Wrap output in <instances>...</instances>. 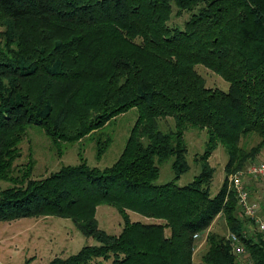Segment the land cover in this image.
I'll return each instance as SVG.
<instances>
[{"label": "trees", "instance_id": "1", "mask_svg": "<svg viewBox=\"0 0 264 264\" xmlns=\"http://www.w3.org/2000/svg\"><path fill=\"white\" fill-rule=\"evenodd\" d=\"M197 65L228 89L207 87ZM131 109L136 120L109 166H89L79 152L77 164L35 178L31 160L16 164L34 128L59 154L94 140L99 158L109 140L98 132ZM189 129L206 135L202 169L178 185ZM219 145L225 178L211 193L207 161ZM263 149L264 0H0V221L70 218L96 242L48 264H193L196 233L207 244L201 264H264L262 234H243L249 220L228 188ZM166 161L174 176L157 183ZM100 204L121 215L119 233L98 228ZM218 215L247 261L209 229Z\"/></svg>", "mask_w": 264, "mask_h": 264}, {"label": "rangeland", "instance_id": "2", "mask_svg": "<svg viewBox=\"0 0 264 264\" xmlns=\"http://www.w3.org/2000/svg\"><path fill=\"white\" fill-rule=\"evenodd\" d=\"M188 14L173 17L172 23L181 26ZM197 73L203 78L207 87L219 88L226 91L228 83L210 69L197 65ZM136 110L119 115L105 128L98 132L102 140H109L106 151L96 157V144L94 140L83 139L70 145L65 152L58 153L50 140L38 129H30L27 137L21 143V157L16 161L18 166L33 163L32 176L44 178L57 171L63 165H75L79 162L78 153L87 161L89 166L104 168L111 165L120 155L128 138L129 132L136 120ZM187 146L186 160L189 165L179 179L178 185H186L194 176L201 172L200 156L205 149L206 135L204 130L189 129L185 134ZM264 159V149L247 165L257 163ZM227 156L219 145L208 158V166L213 169L210 184L211 193L217 192L224 178V165ZM246 165V166H247ZM174 176L171 161L160 165V173L157 183H165ZM245 185L250 187V195L253 200L261 201L264 196V179L259 181L244 178ZM8 184L0 181V188ZM131 220L153 221L133 211H129ZM264 217V213H262ZM99 229L109 234H117L122 227V217L113 206L100 204L94 214ZM211 231L227 235L228 230L223 215H218L209 228ZM252 232V231H251ZM93 238L87 237L75 225L70 218L59 216L24 217L10 221H0V264H48L55 256L67 257L78 252L85 245H94ZM193 253V264H201V256L207 248L205 237L201 236L196 242ZM242 261H247L245 252L240 255Z\"/></svg>", "mask_w": 264, "mask_h": 264}, {"label": "built area", "instance_id": "3", "mask_svg": "<svg viewBox=\"0 0 264 264\" xmlns=\"http://www.w3.org/2000/svg\"><path fill=\"white\" fill-rule=\"evenodd\" d=\"M244 178H250L254 181L264 179V159L257 163L245 166L228 176V188L235 194L237 206L243 218L249 220L246 232H259L264 239V217L261 214V204L264 203V196L261 201L253 200L250 195V187L245 185ZM200 233L194 234L193 238L199 240ZM230 243L232 252L238 255L245 253V248L240 241L239 235L228 232L226 235Z\"/></svg>", "mask_w": 264, "mask_h": 264}, {"label": "bare ground", "instance_id": "4", "mask_svg": "<svg viewBox=\"0 0 264 264\" xmlns=\"http://www.w3.org/2000/svg\"><path fill=\"white\" fill-rule=\"evenodd\" d=\"M229 232V231H228Z\"/></svg>", "mask_w": 264, "mask_h": 264}]
</instances>
